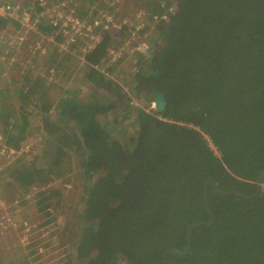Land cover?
Wrapping results in <instances>:
<instances>
[{
    "label": "trees",
    "instance_id": "16d2710c",
    "mask_svg": "<svg viewBox=\"0 0 264 264\" xmlns=\"http://www.w3.org/2000/svg\"><path fill=\"white\" fill-rule=\"evenodd\" d=\"M89 1L98 3L96 18L104 23L101 10L122 22L141 10L159 16L174 11L156 24L151 58L131 79L94 68H104L109 34L84 54V77L112 103L60 100L58 115L78 135L68 143L61 139L58 151L72 147L81 153L90 183L79 229L72 233L75 256L69 254L65 264H264V192L247 198L264 173V0ZM56 29L45 20L41 31L53 35ZM39 36L28 33L20 56L32 53ZM43 54V48L34 51L37 58ZM158 93L165 97L163 112L138 109L154 103ZM25 98L23 106L18 98L22 115L13 111L23 125L6 121L9 142L18 130L19 144L28 130L26 106L41 108L35 91ZM134 103L138 130L127 149L100 119L110 113L130 117ZM5 107L0 103V110ZM50 127L52 134L59 130ZM26 169L13 172L23 187L38 177V167ZM205 191L215 221L192 232L191 250L183 255L188 229L211 222Z\"/></svg>",
    "mask_w": 264,
    "mask_h": 264
},
{
    "label": "rangeland",
    "instance_id": "374dc122",
    "mask_svg": "<svg viewBox=\"0 0 264 264\" xmlns=\"http://www.w3.org/2000/svg\"><path fill=\"white\" fill-rule=\"evenodd\" d=\"M80 2L83 9L80 17L90 23L99 21L95 20L98 17L96 12L86 11L89 3L90 7L99 9L96 6L98 3L95 5V2L89 0ZM62 3L63 0H57V4ZM53 15L65 20L66 11H53ZM116 20L119 21L118 18ZM136 20L141 22L138 16L129 21L135 30L138 28L134 24ZM102 21L97 25L98 33L105 26ZM0 31V103L6 106L0 110V264H65L69 254L73 253L75 256L72 233L79 229L81 200L90 183L82 169V154L72 147H63L58 151L61 139L66 138L65 142L68 143L70 135L78 134L72 123L58 115L57 107L66 96L85 103L90 98H93V103H112L111 97L104 91H98L84 77V65L87 64L83 63L84 54L90 52V49L87 51L85 48L92 44L89 39H76L75 48H71L68 36L72 29L66 30L67 36L57 29L54 32L57 35H47L40 31L39 38L32 41L33 45H37L32 53L20 56L19 46L26 41L22 40L24 33H21L20 27L6 24ZM157 34L158 32H154L149 37L151 45ZM50 46L56 49H52L53 52L46 51ZM37 48H43V57L37 58L34 55ZM55 54L58 55L56 59ZM124 60L125 58L119 64L110 66L112 72L122 80L131 79L136 73L134 68L145 65L140 59L137 66L133 61H130L133 64L130 65V62H122ZM32 91L36 92L41 112L36 113L34 106L28 105L33 112L26 113L29 124L23 140L18 144L20 132L17 130L18 133L13 132V138L9 142L4 132L5 126L15 122L23 125V119L16 120L13 111H20L22 115L18 98L22 100L23 106L28 101L25 96ZM9 96L11 99H8ZM49 106L51 108L47 112ZM131 106L135 111L130 113V117L123 113H110L100 119L111 134L127 143V149L132 148L129 140L138 130L136 109L139 106ZM151 106L152 103L138 109L145 111ZM50 126L58 127L59 130L52 134ZM209 145L218 154L211 142ZM31 166L39 168L38 177L29 186L23 187L13 172L18 168H21L20 171L27 170ZM262 191L264 192V185ZM74 264L80 263L75 261Z\"/></svg>",
    "mask_w": 264,
    "mask_h": 264
},
{
    "label": "built area",
    "instance_id": "2783aa9c",
    "mask_svg": "<svg viewBox=\"0 0 264 264\" xmlns=\"http://www.w3.org/2000/svg\"><path fill=\"white\" fill-rule=\"evenodd\" d=\"M80 1L83 0H63V3L60 5L57 4V0H0V18L7 20V24H14L20 27L21 33H24L22 40L28 39L26 35H28L29 32L39 34L45 20L55 25L60 33H65V36H67L66 30L72 29V31L69 32L70 36H68L71 46L75 43L76 39L85 37L92 43L91 45H86L85 50L87 51H89V49L92 51L96 45L100 44L104 36L109 34L111 36V45L106 48L107 57L104 62V68L98 66L94 68L112 78L110 66L112 64H119V61L123 58H125V60L122 62L133 61L135 66L138 65L137 62L139 59L141 60L140 62L143 63L149 62L151 58L149 37L152 36V33H156V24H160L161 21H166L168 19L166 14L174 11L173 8H168L163 12L162 16H159L157 12H146L145 10H141L137 15L141 19V22L137 30H135L131 26L129 20L125 19L122 22V19L119 17V21L117 22V20H114V15H108L107 13L109 12L101 10L99 11V15L105 18L106 22H102V25L105 26H103V30L101 29L102 31L100 30L101 32L98 33L96 29L100 20L92 21L91 23L83 20L80 17L83 10ZM119 1L120 0H115V2ZM89 4L86 7L87 12L91 11L90 13H94L98 10L97 7H90ZM96 4L97 3H95V5ZM56 6L58 8H56ZM53 7L54 10L52 9ZM58 10L66 11L65 20L53 15V11L56 13ZM69 17L72 18L68 19ZM140 30L142 31L140 32ZM94 33L98 34L93 36ZM124 36H126V39H123ZM83 63H86L85 58L83 59ZM134 69L138 72L140 68L135 67ZM134 104L137 105L136 103ZM154 108L155 106L152 104L150 109L154 110ZM150 109L146 110V112H150Z\"/></svg>",
    "mask_w": 264,
    "mask_h": 264
},
{
    "label": "water",
    "instance_id": "95a60500",
    "mask_svg": "<svg viewBox=\"0 0 264 264\" xmlns=\"http://www.w3.org/2000/svg\"><path fill=\"white\" fill-rule=\"evenodd\" d=\"M154 103H155V108H156L157 111H159V112H163V111H164V109H165V107H166V101H165V97H164L162 94H160V93L156 94V96H155V100H154ZM263 180H264V173L260 176V178H259V180H258V183H257V184H258L257 192H256L253 196H251V197H247V198H253V197L257 196V195L262 191V187H263V185H264ZM212 184H213L214 186H216L214 183H212ZM216 189H217L219 192H221L218 188H216ZM221 193L224 194V195H232V194H234V195L243 196V195H242L241 193H239V192H232V191H230V192H221ZM207 196H208V193H207V191H205V207H206V209L208 210V212H209L210 215H211V222L208 223V222H206V221H202V222H199V223H197V224H194L193 226H191V227L188 229V231H187V244H188V247H187L186 252H185L183 255L188 254V253L190 252V250H191V234H192V232H193L197 227H199V226H201V225H209V226H211V225L214 223V221H215L214 216H213V213H212L211 210L209 209V204H208ZM167 253H169V252H166V253L164 254V256H163V260H164L165 263H167V261H166ZM170 264H173V263H170Z\"/></svg>",
    "mask_w": 264,
    "mask_h": 264
},
{
    "label": "crops",
    "instance_id": "0c3cea01",
    "mask_svg": "<svg viewBox=\"0 0 264 264\" xmlns=\"http://www.w3.org/2000/svg\"><path fill=\"white\" fill-rule=\"evenodd\" d=\"M27 108H29V106H26ZM36 110V109H35ZM28 111H29V113L30 112H33V110H30V108L28 109ZM39 112H41V111H39V110H36V113H39ZM58 112V111H57Z\"/></svg>",
    "mask_w": 264,
    "mask_h": 264
},
{
    "label": "clouds",
    "instance_id": "9594fccd",
    "mask_svg": "<svg viewBox=\"0 0 264 264\" xmlns=\"http://www.w3.org/2000/svg\"><path fill=\"white\" fill-rule=\"evenodd\" d=\"M152 104H154V106H155V103L152 102ZM150 110L152 111L153 109H150ZM154 110H156V108H154ZM145 112H146V110H145Z\"/></svg>",
    "mask_w": 264,
    "mask_h": 264
}]
</instances>
